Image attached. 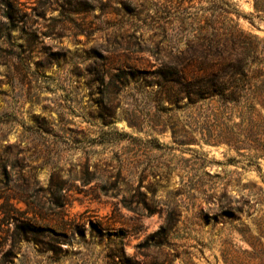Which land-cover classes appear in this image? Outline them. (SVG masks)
I'll list each match as a JSON object with an SVG mask.
<instances>
[{
    "label": "rangeland",
    "instance_id": "rangeland-1",
    "mask_svg": "<svg viewBox=\"0 0 264 264\" xmlns=\"http://www.w3.org/2000/svg\"><path fill=\"white\" fill-rule=\"evenodd\" d=\"M22 1L38 28L0 44V264H264L262 119L215 100L157 106L149 85L190 46L178 0H71L81 11L62 14L48 0L44 19ZM227 1L264 46V13ZM255 90L264 107V78Z\"/></svg>",
    "mask_w": 264,
    "mask_h": 264
},
{
    "label": "trees",
    "instance_id": "trees-1",
    "mask_svg": "<svg viewBox=\"0 0 264 264\" xmlns=\"http://www.w3.org/2000/svg\"><path fill=\"white\" fill-rule=\"evenodd\" d=\"M186 1L191 0L176 2L174 16L183 26L186 19L193 23L183 37L185 44L190 46L180 50L177 48L175 51L170 48L168 55L175 53V59L161 61L151 71L152 81L149 85H157L156 105H161L163 98L173 105L183 102V107L215 100L225 108L246 107L248 112H256L264 123V113L256 107L257 104H262L255 90L257 81L264 78V46L259 45L256 35L243 31L231 19H227L226 14L234 12L229 1L211 0L207 7L197 6L190 11L183 6ZM55 2L57 4L58 0ZM252 2L256 12L264 13V0ZM25 3L22 0H0V44L9 42L16 30L28 33L33 31V25H36L35 29L38 28V17L30 21L31 12ZM74 4L76 3L71 0L58 3L61 14L66 8V11L70 8L72 13L80 12L81 9ZM155 6V10H163L157 4ZM40 8L35 14L43 19L47 10H53L48 0H40L36 9ZM201 10L208 13L203 15L202 12L200 15ZM124 73L116 71L113 78L109 79L106 85L109 92L111 91L108 88L113 90L120 87L123 83L120 76ZM131 75L134 77L136 73L132 72ZM262 109L264 110L263 106ZM110 111V119L106 124L113 122L115 118L113 107ZM241 114L243 120L249 116L247 112ZM259 156L261 155L257 157ZM232 160L234 159L229 158V161ZM250 161L253 162L249 163ZM250 161L247 164H254L260 169L258 161ZM165 229L161 226L156 233H162ZM16 230L25 233L36 231L31 223H25Z\"/></svg>",
    "mask_w": 264,
    "mask_h": 264
}]
</instances>
